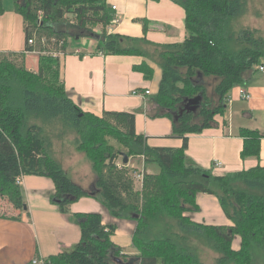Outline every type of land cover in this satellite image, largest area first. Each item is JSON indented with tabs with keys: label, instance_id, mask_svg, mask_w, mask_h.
Returning <instances> with one entry per match:
<instances>
[{
	"label": "trees",
	"instance_id": "obj_1",
	"mask_svg": "<svg viewBox=\"0 0 264 264\" xmlns=\"http://www.w3.org/2000/svg\"><path fill=\"white\" fill-rule=\"evenodd\" d=\"M0 0V16L4 13ZM184 12L186 36L174 51L160 53L161 79L155 104L171 122V137L180 139L179 148H151L135 132V115L127 111H103L100 115L84 112L67 95L60 77V60L50 53L66 55L68 37H86L100 26L106 29L113 19L107 0H13L14 11L23 19L25 45L21 52H0V195L10 206L24 208L17 179L37 175L50 179L54 186L51 202L62 213L90 193L73 183L48 155L36 125H26V117L59 118L77 135L76 150L91 163L94 188L113 218L135 222L132 245L137 250L133 264H202L189 249L168 238L146 240L149 221L162 214L178 221L187 234H203L220 254L216 264H252L251 245L264 254V198L235 190L242 181L249 189L264 190V168L255 167L228 176H214L208 171L186 165L184 153L190 135L201 134L216 126L215 117L225 111L223 101L242 75L253 70L263 54L257 46L237 52L227 50L228 20L239 11L241 0H174ZM39 17L40 20L38 19ZM142 32L148 30L146 19L136 20ZM72 29L74 32L68 31ZM76 34V35H75ZM99 37L96 51L104 55H138L139 50L121 48L123 37ZM45 38V43L40 40ZM34 39L30 45L29 40ZM37 53V72L25 69V55ZM137 70L150 80L152 70L142 63ZM201 77L218 79L213 102L207 97ZM197 104H192L196 98ZM241 159L260 154L262 135L241 128ZM144 151L143 165L155 164L156 173L142 172L140 186H135L127 164L118 169L116 162L129 161ZM222 194H218L217 190ZM205 193L217 197L232 223L202 225L187 216L198 210L195 196ZM231 208V212L228 211ZM18 219V216L8 217ZM80 238L69 252L47 257L43 264H118L121 249L112 241L115 225H104L99 213L76 214ZM239 238L238 248L232 247ZM116 261V263H114Z\"/></svg>",
	"mask_w": 264,
	"mask_h": 264
},
{
	"label": "crops",
	"instance_id": "obj_2",
	"mask_svg": "<svg viewBox=\"0 0 264 264\" xmlns=\"http://www.w3.org/2000/svg\"><path fill=\"white\" fill-rule=\"evenodd\" d=\"M2 2L4 13L0 16V52H21L25 45L23 19L14 11L13 0ZM107 2L115 7L112 15L116 20L108 25V33L123 37L132 44L131 48L139 50L141 54L104 55L96 51L98 38L90 36L88 40L85 37L75 38L77 42L80 40L79 46L77 42L73 44L68 41L71 47L67 46L66 55L59 59L60 77L65 91L84 112L97 116L103 111L134 113L135 132L143 137L146 146L179 148L182 142L171 137V122L162 116L163 112L155 104L154 97L161 79L160 61H156L159 53L166 46L181 44L186 36L183 9L174 0ZM139 19L148 21L145 34L141 24L136 21ZM142 63L152 70L150 80H145L137 70ZM38 64L37 53L25 55L24 66L27 71L37 72ZM259 65H264V58ZM208 79L200 78L205 91ZM211 81L214 83L212 92L210 94L207 91L206 95L215 103L218 97L214 88L218 79ZM240 89H245L250 95L249 100L239 98ZM133 91L139 94L132 95ZM145 91H149V94L144 95ZM223 104L225 111L222 116L215 117L216 126L188 137L185 164L208 171L214 176L233 175L257 166L264 168V74L256 68L245 72L239 84L227 93ZM241 128L256 130L262 135L257 159H241L243 142L238 134ZM127 165L136 169L131 160L127 161ZM61 168L73 183L90 193L89 197L79 199L69 206L67 213H62L51 202L54 186L50 179L37 175L22 176L18 186L21 188L24 208L16 210L18 219L0 217V264H30L33 259L43 264L51 255L71 251L80 238L76 218V214L80 213H99L104 225L116 226L111 241L122 253L137 255L132 245L135 222L128 218H113L107 209H103V203L97 200L99 193L94 188L95 176H85L84 173L69 176L70 169ZM154 170L149 165L145 172L154 173ZM139 171L144 170L142 168ZM195 201L198 210L187 215L192 222L232 225L216 196L198 193ZM238 244L239 238H235L232 247L237 249Z\"/></svg>",
	"mask_w": 264,
	"mask_h": 264
},
{
	"label": "rangeland",
	"instance_id": "obj_3",
	"mask_svg": "<svg viewBox=\"0 0 264 264\" xmlns=\"http://www.w3.org/2000/svg\"><path fill=\"white\" fill-rule=\"evenodd\" d=\"M115 2L116 1H114V3ZM68 31L76 32L75 29L74 31L72 29ZM89 36L99 39V37L110 36L109 38H112L117 35L113 33L109 34L108 28L102 30L100 26H97L92 30L90 35L85 37V40L90 39ZM75 38H78V36ZM75 38L69 36L67 42H73L74 44L77 42ZM227 38V50L229 52H237L244 48H253L257 46L264 57V0H241L238 13L228 20ZM123 42V44H120L121 48H130L132 46L130 42H126L125 40H123ZM77 43L79 46L80 40ZM69 47H71L70 44L68 48ZM133 47L137 46L134 45ZM174 50V47H169L162 48L161 51L169 52ZM156 61H160V53ZM213 79V77H209L207 83L206 89L210 94L214 85L211 81ZM26 125H36L39 128L38 136L43 139L48 155L56 161L59 166L66 167L67 169L69 168V176L72 174L81 175L83 173L85 176L94 175L89 160L83 153H79L75 148L77 135L72 127L65 125L59 118L45 119L44 117L34 118L30 116L26 117ZM143 151L142 148H139L141 154L135 155L130 159L132 164L136 167V172L132 173V177L137 188L140 186L141 177L138 178L136 176L142 175V171H139L142 168L144 172L146 170L145 165L142 167V162H144V159L147 157L152 158L151 155L144 156ZM149 165L151 168L155 169L154 173L159 171V168L154 163ZM232 185L235 190L264 198V190L249 189L240 180ZM214 189L217 190L215 187ZM217 193L219 195L222 194L219 190H217ZM97 200H99L100 203L102 202L100 196ZM103 209L106 210L105 206ZM228 211L231 212V208L228 207ZM15 215L16 211L10 206L7 197L5 195H0V217H14ZM149 230L151 231V235L149 234L146 240L168 238L176 243V245L189 249L202 264H216V261L220 257V254L214 249L213 242L209 241L206 236L201 233L187 234L185 230L180 227L178 221L164 214L155 220L149 221L148 232ZM124 253V251L123 253L121 252V257L117 261L121 262V264H133L136 255H126ZM250 253L252 264H264V254L261 249L255 245H251ZM114 263H116V261Z\"/></svg>",
	"mask_w": 264,
	"mask_h": 264
},
{
	"label": "built area",
	"instance_id": "obj_4",
	"mask_svg": "<svg viewBox=\"0 0 264 264\" xmlns=\"http://www.w3.org/2000/svg\"><path fill=\"white\" fill-rule=\"evenodd\" d=\"M112 10H115V7L114 6H112ZM40 18L41 17H39L38 19L40 20ZM116 20L115 19H112V21L110 22V25L111 24H113L114 22H115ZM45 38H42L41 40H40V43H42V44H44L45 43ZM28 43L30 44V45H32V44H34V39H31V40H29L28 41ZM53 57H58L59 59L62 57V56H64L63 55V53H61V52H52V53H50ZM258 71H260V72H262L263 74H264V65H259V66H256L255 67ZM139 93L137 92V91H133L132 92V95H138ZM149 94V91H145L144 92V95H148ZM238 94H239V98L240 99H242V100H249L250 99V95L245 91V89H240L239 90V92H238ZM116 164V166H117V168L118 169H121V168H123L124 167V164L122 163V161H118V162H116L115 163ZM216 165H219V164H216ZM136 177H138V178H140V181L142 180V175L140 176V175H137ZM20 180L21 179H17L16 180V184L17 185H19V183H20ZM39 262H38V260L37 259H33L32 261H31V263L30 264H38Z\"/></svg>",
	"mask_w": 264,
	"mask_h": 264
},
{
	"label": "water",
	"instance_id": "obj_5",
	"mask_svg": "<svg viewBox=\"0 0 264 264\" xmlns=\"http://www.w3.org/2000/svg\"><path fill=\"white\" fill-rule=\"evenodd\" d=\"M199 100H200V98L198 97V98L194 99L193 101H191V103H192V104H197ZM121 156L123 157V161H122V163H123V164H127V161H128V160H127L126 156L123 155V154H121ZM118 263H119V261H118Z\"/></svg>",
	"mask_w": 264,
	"mask_h": 264
},
{
	"label": "flooded vegetation",
	"instance_id": "obj_6",
	"mask_svg": "<svg viewBox=\"0 0 264 264\" xmlns=\"http://www.w3.org/2000/svg\"><path fill=\"white\" fill-rule=\"evenodd\" d=\"M118 264H121V262H119Z\"/></svg>",
	"mask_w": 264,
	"mask_h": 264
},
{
	"label": "bare ground",
	"instance_id": "obj_7",
	"mask_svg": "<svg viewBox=\"0 0 264 264\" xmlns=\"http://www.w3.org/2000/svg\"><path fill=\"white\" fill-rule=\"evenodd\" d=\"M258 71V70H257ZM262 73V72H261ZM138 172V171H137ZM135 173V172H134Z\"/></svg>",
	"mask_w": 264,
	"mask_h": 264
}]
</instances>
